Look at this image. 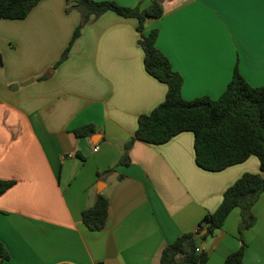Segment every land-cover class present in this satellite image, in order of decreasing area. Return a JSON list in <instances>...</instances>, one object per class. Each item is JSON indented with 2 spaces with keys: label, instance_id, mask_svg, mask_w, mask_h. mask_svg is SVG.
<instances>
[{
  "label": "crops",
  "instance_id": "crops-1",
  "mask_svg": "<svg viewBox=\"0 0 264 264\" xmlns=\"http://www.w3.org/2000/svg\"><path fill=\"white\" fill-rule=\"evenodd\" d=\"M112 1L147 8L152 0ZM157 48L183 79L182 96L218 99L233 74L264 86V0H159ZM67 0H41L23 20L0 18V264H160L162 250L196 232L246 173L262 174L256 156L220 172L196 163L195 135L163 145H126L167 97L145 69L137 21L107 12L71 46L82 13ZM70 49L68 58L63 56ZM18 87V88H16ZM92 126V136L74 131ZM103 195L109 221L90 231L83 213ZM246 230L243 264H264V194ZM241 210L203 241L208 264H225L243 246Z\"/></svg>",
  "mask_w": 264,
  "mask_h": 264
},
{
  "label": "trees",
  "instance_id": "trees-1",
  "mask_svg": "<svg viewBox=\"0 0 264 264\" xmlns=\"http://www.w3.org/2000/svg\"><path fill=\"white\" fill-rule=\"evenodd\" d=\"M41 0H0V18L23 20ZM73 3L83 17L71 46L81 36L82 29L91 20H97L107 12L137 21L141 34L139 44L145 53V69L154 78L168 86L166 100L151 114L139 119V128L134 138L127 143L120 164L131 162L129 152L136 141L151 145H163L184 132L195 135L196 163L206 171L220 172L231 166L242 164L256 156L264 172V86L253 87L236 68L226 91L218 99L200 97L187 101L182 96L183 79L170 60L157 48L159 31L145 33L149 19H161L165 9L159 0H152L147 8H128L112 1L67 0ZM70 49L62 58H68ZM94 132L92 126L74 131L79 138ZM15 185L13 181L0 179V196ZM264 194V176L246 173L224 194L219 209L208 214L196 232L181 235L173 244L161 252L160 264H208L209 255L201 245L225 225L230 214L241 210L242 222L239 233L243 246L231 254L225 264H243L246 244L244 232L256 224L254 206ZM109 221V200L101 195L96 204L83 213L84 225L93 232L103 231ZM207 230L202 237L201 233ZM0 258L8 253L0 243Z\"/></svg>",
  "mask_w": 264,
  "mask_h": 264
},
{
  "label": "water",
  "instance_id": "water-1",
  "mask_svg": "<svg viewBox=\"0 0 264 264\" xmlns=\"http://www.w3.org/2000/svg\"><path fill=\"white\" fill-rule=\"evenodd\" d=\"M16 88H18V87H16ZM91 136H92L93 142H96L97 140H99L98 136H93V135H91ZM207 232H208L207 230L203 231L201 233V236L204 237L207 234Z\"/></svg>",
  "mask_w": 264,
  "mask_h": 264
}]
</instances>
